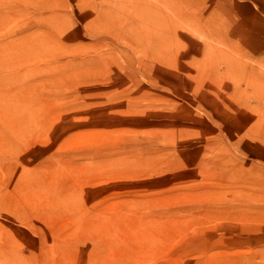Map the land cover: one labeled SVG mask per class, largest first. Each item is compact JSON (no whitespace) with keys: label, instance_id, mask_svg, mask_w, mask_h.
Wrapping results in <instances>:
<instances>
[{"label":"rangeland","instance_id":"374dc122","mask_svg":"<svg viewBox=\"0 0 264 264\" xmlns=\"http://www.w3.org/2000/svg\"><path fill=\"white\" fill-rule=\"evenodd\" d=\"M0 264H264V0H0Z\"/></svg>","mask_w":264,"mask_h":264}]
</instances>
